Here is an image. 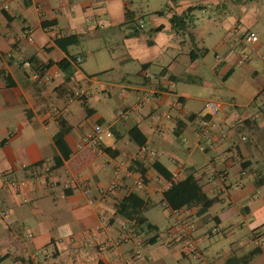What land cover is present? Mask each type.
<instances>
[{
    "label": "crops",
    "instance_id": "obj_1",
    "mask_svg": "<svg viewBox=\"0 0 264 264\" xmlns=\"http://www.w3.org/2000/svg\"><path fill=\"white\" fill-rule=\"evenodd\" d=\"M9 4L10 10L0 9V264H123L137 239L147 257L136 264H226L253 250L249 263L264 264V242L253 245L257 227L245 240L251 246L227 241L220 227L230 219L245 223L264 209V185L255 184L264 173V102L251 108L258 96L264 97V0ZM247 32L256 33L259 41L245 42ZM243 53L248 58L241 62ZM63 60L69 61L68 69L59 66ZM200 60L214 71V81L191 69ZM42 68L50 80H35ZM235 74L241 79L233 81ZM196 85L209 86L211 95L240 92L245 100L205 99ZM85 92L94 103L81 100ZM145 93L153 99L140 104ZM106 97L117 108L100 106ZM212 99L222 103L216 118L190 109L193 100ZM240 108H246L244 117ZM119 109L128 110V117L118 116ZM164 112L168 116L156 119ZM96 124L109 127L113 136L96 150H79L78 143ZM60 131L59 145L55 136ZM142 144L157 155H140ZM117 168L125 175L112 191L102 193ZM188 174L213 200L205 212L199 200L178 209L196 227L197 258L177 236L176 209L162 205L172 182ZM139 176L145 179L143 187L136 183ZM8 179L33 180L19 195ZM85 186L91 188L92 201ZM130 193L144 200L149 227L136 228L117 213ZM102 216L109 225L75 259L74 249L102 225ZM219 231L227 240L208 242Z\"/></svg>",
    "mask_w": 264,
    "mask_h": 264
},
{
    "label": "built area",
    "instance_id": "obj_2",
    "mask_svg": "<svg viewBox=\"0 0 264 264\" xmlns=\"http://www.w3.org/2000/svg\"><path fill=\"white\" fill-rule=\"evenodd\" d=\"M0 9L10 10L9 0H0ZM138 22L141 27L144 26V19H139ZM243 38L245 42L251 45H254L259 41L258 35L254 32H247L246 34H244ZM247 57H248L247 54L245 53L241 54V58H240L241 62L246 61ZM81 60H82L81 56H78L76 58V61L80 62ZM46 70L47 68H42L41 70L35 72L33 75L35 80H39V81L50 80L51 77ZM171 86L175 87V84L171 83ZM152 99L153 97L149 93H145L142 96V101L140 102V104L151 103ZM221 107H222V103L220 100H215V99L208 100L207 105L205 107V110L207 111L206 115L209 116L210 118L215 117L221 110ZM117 115L121 117H128L129 112L128 110L119 109L117 111ZM163 115L168 116V113L164 112L162 114H157L156 119H160ZM208 124L210 123L206 121L205 125ZM111 136H113V132L109 127L103 126L102 124H96L93 127V130L80 140L77 147L79 150H96L101 146V144L105 141L106 138ZM139 154L142 156L154 158L157 155V151L151 146L144 144L140 146ZM210 171H215V168L210 167ZM124 175H125L124 172H122L119 168H117L115 171L114 179L107 187L102 188L101 192L107 193L112 191L116 186H118L119 182L121 181ZM33 179H8L6 180V183L10 187L19 191L22 189V187L26 186ZM35 179H38V177H35ZM136 183L139 187H143L145 185V179L142 176H139L137 178ZM84 190L86 194L90 196L92 201L91 188L85 186ZM19 195H20V191H19ZM162 205L164 207H169V204L166 200L162 201ZM2 214L6 219H9V214L6 211H2ZM174 216L180 219V224H181V228L178 229L177 231L178 238L184 239L186 248L191 257L193 258L199 257L200 250L198 249L197 239L193 236V233L196 229L195 225L189 222L186 216H184V214H182L179 210H174ZM101 222L102 225L97 227L94 231L88 232V234L85 236V242H82L79 248L77 247L74 249V251L76 252V255L74 256L75 259H79V256L77 254H80L81 249L86 250V247L89 245V243L92 242V240L94 239L95 235L99 232V230L109 225L108 218L105 216L101 217ZM217 231L218 229L216 227L211 229L212 233H216ZM129 233L131 234V236L135 235L132 228H129ZM126 237L127 235H124V238ZM106 242L109 243L110 239H108ZM255 244H260V241L257 238H255ZM143 247H144V243L141 240L137 239L135 244V251L133 252L132 257H130L129 259H125L123 264H136V261L146 260L147 256L143 250ZM41 253L42 250L40 249L36 251L37 255H40Z\"/></svg>",
    "mask_w": 264,
    "mask_h": 264
},
{
    "label": "rangeland",
    "instance_id": "obj_3",
    "mask_svg": "<svg viewBox=\"0 0 264 264\" xmlns=\"http://www.w3.org/2000/svg\"><path fill=\"white\" fill-rule=\"evenodd\" d=\"M250 50L251 49L248 48L247 52L250 53ZM190 67L193 71L195 68H197L195 70V72L201 73L202 75H205V77L210 81H214V77H215L214 71L212 69H210L207 65H204L201 60L198 61L196 64H194V66H190ZM219 72L220 71L218 70V73ZM241 77H242L241 75L235 74L233 77V81H237L238 79H241ZM249 84L250 83H247V87H249ZM243 87H245V85H243ZM194 88H195L194 90H197V89L202 90L204 93L203 96L205 99L218 98V99H222V100H226V101L245 100L244 95L240 92L234 93V94L228 93L227 95H223V94H220V92H222L221 90H217L218 92H216L215 95H211V88L209 86L196 85V86H194ZM87 93L85 92V95H83L81 97V100H85V102L89 101V103H94V100H92V99L88 100L90 98V96L87 97L86 96ZM94 93H95V90H94ZM262 97H263V94L258 96V99L253 103L251 108H254L257 106L263 107L264 97L263 98ZM107 98L108 97L101 99V101L99 102V105L100 106L106 105V107H108L110 110H114L115 108H117L114 100H109ZM215 100H217V99H215ZM190 103H191V104H189L190 109H193L194 111H196L200 114H203L204 116L206 115L207 111L205 110V107L207 105V102L204 103L202 101L193 100ZM228 110H229V108L226 109V112ZM239 110L242 113L243 111L245 112L246 108H240ZM244 112L241 114L242 117H244ZM218 114L220 115V114H222V112L219 111ZM218 114L215 116V118L218 116ZM261 200H263V198L257 200L254 204H258V205L261 204ZM216 204H217V202L214 203V206H219V205L221 206L220 202L218 205H216ZM224 205L227 206V203H224L222 206H224ZM212 211H214V210H212ZM236 217H239V216H236ZM236 220L230 219L228 221L229 222L228 225H226L225 222L220 225L221 229L225 232L226 236H228V240H227L226 236L223 234V232L219 231L216 235H213L212 237H210L208 242L209 241L215 242V240H217V239L218 240H225V241L226 240L227 241H233V240H243V241L247 240L248 241V237L252 236V231H253V229L255 230L256 227L258 228V230H257L258 235H256V236H258L257 239L260 241V244H255L252 242V240L250 242H252L254 246H259L264 242V232H263L264 231V209L263 208H262V212H261V210H259L254 218H250L249 220H245V223H243L242 221H239L240 222V224H239ZM262 232H263V234L261 235ZM246 245L251 246L250 243H248V242L246 243V241H245L244 246H246ZM245 249L249 250L248 248H245Z\"/></svg>",
    "mask_w": 264,
    "mask_h": 264
},
{
    "label": "trees",
    "instance_id": "obj_4",
    "mask_svg": "<svg viewBox=\"0 0 264 264\" xmlns=\"http://www.w3.org/2000/svg\"><path fill=\"white\" fill-rule=\"evenodd\" d=\"M71 40L74 39L71 38ZM58 64L63 69H68L69 67V61L63 60ZM7 81L13 83L8 78ZM192 115L195 116V114ZM62 136V131L57 133L55 136V141L59 145L62 140ZM255 184L258 187L264 185V173H262L261 176L257 178ZM164 200H166L168 204L176 210L190 202H193L194 200H199L203 205L200 209L201 212L207 211L213 203V200L210 199L203 191L202 186L193 174H188L183 180L177 182L173 181L171 187L164 192ZM143 202L144 200L138 194L130 193L125 196L117 205V213L128 218L129 220H133L135 222L136 228H140L144 225L149 227L150 224H148L146 217L143 215ZM255 253L256 250H253L245 257L239 258L240 260L237 258H231L226 264H232L237 260H239L240 264H250L249 261L252 259Z\"/></svg>",
    "mask_w": 264,
    "mask_h": 264
}]
</instances>
